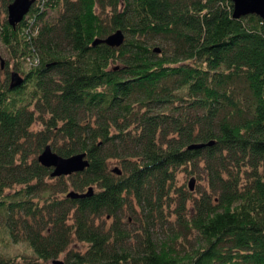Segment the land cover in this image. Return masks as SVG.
<instances>
[{
    "label": "trees",
    "instance_id": "1",
    "mask_svg": "<svg viewBox=\"0 0 264 264\" xmlns=\"http://www.w3.org/2000/svg\"><path fill=\"white\" fill-rule=\"evenodd\" d=\"M118 29L119 47L92 45ZM0 42L24 75L0 80V241L28 251L0 264H264L258 16L233 18L232 0H35L0 20ZM46 145L88 166L52 177ZM180 167L206 179L196 196Z\"/></svg>",
    "mask_w": 264,
    "mask_h": 264
},
{
    "label": "water",
    "instance_id": "2",
    "mask_svg": "<svg viewBox=\"0 0 264 264\" xmlns=\"http://www.w3.org/2000/svg\"><path fill=\"white\" fill-rule=\"evenodd\" d=\"M35 0H9L6 7L7 23L11 27H15L20 23L24 15L29 11L31 4ZM248 14H254L258 16L264 25V0H232V17L240 18ZM124 42V33L118 29L108 34L104 38H95L92 45L99 43L106 44L110 47H119ZM154 52H158L159 48L154 47ZM24 82V78L16 71H11L9 88H15L20 86ZM204 144L190 145L192 147H200ZM38 162L47 167L52 168L50 175L57 177L61 175H70L74 172H80L88 166V161L85 158V153H76L67 157H62L52 151L49 145H46L37 156ZM116 174H120V170L115 167L112 169ZM193 178L188 182V188L193 190ZM92 188H88L86 192L69 191L67 196L70 198H81L86 195H90ZM54 264H62L61 261H53Z\"/></svg>",
    "mask_w": 264,
    "mask_h": 264
},
{
    "label": "rangeland",
    "instance_id": "3",
    "mask_svg": "<svg viewBox=\"0 0 264 264\" xmlns=\"http://www.w3.org/2000/svg\"><path fill=\"white\" fill-rule=\"evenodd\" d=\"M0 10H1L0 20H2V18L4 17L6 18V11L4 10V4L2 2H1ZM48 11H49V15L53 14V11L51 9H49ZM14 63L15 61L10 58L7 48L0 42V80H3L4 76L6 75L5 67H8L9 71H12V68L14 67ZM19 63H20V67H19L20 70L27 71L29 69L27 63H24L23 61H20ZM20 75L24 76L23 73L22 74L20 73ZM115 165H119L118 161L115 159H111L107 163L108 168L114 167ZM191 178H193L194 180L193 182L194 190L192 194L196 196L195 191H197V189L200 190L201 188L205 187L206 179H204V177L199 178V177H195L194 175H190L189 171L187 170V167H180L176 170L174 184L175 186H177V188L181 187L183 190L188 191V182ZM52 182L55 183L56 182L55 179L52 180ZM190 204L191 202H188L187 206L189 207ZM123 220L128 223V226L130 228L132 227V219L130 214L126 212L123 213ZM0 236H2V234H0ZM27 253L28 251L26 250V246L24 244L21 243L13 244L5 236L3 238V241H0L1 255L20 256V255H25Z\"/></svg>",
    "mask_w": 264,
    "mask_h": 264
}]
</instances>
